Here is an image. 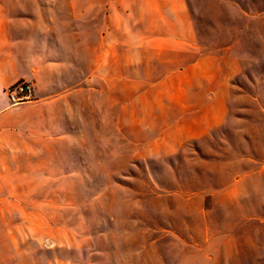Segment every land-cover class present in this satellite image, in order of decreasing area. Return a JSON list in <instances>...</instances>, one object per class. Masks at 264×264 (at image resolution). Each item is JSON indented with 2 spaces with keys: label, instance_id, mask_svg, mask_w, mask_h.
I'll use <instances>...</instances> for the list:
<instances>
[{
  "label": "rangeland",
  "instance_id": "rangeland-1",
  "mask_svg": "<svg viewBox=\"0 0 264 264\" xmlns=\"http://www.w3.org/2000/svg\"><path fill=\"white\" fill-rule=\"evenodd\" d=\"M185 2L223 87L195 78L199 96L176 102L156 96L180 88L155 82L168 67L119 60L116 115L103 97L99 128L87 120L70 158L39 179L53 188L36 195L52 204V240L10 227L11 264H37L45 249L39 263L264 264V0ZM220 91L222 112L202 113Z\"/></svg>",
  "mask_w": 264,
  "mask_h": 264
},
{
  "label": "crops",
  "instance_id": "crops-1",
  "mask_svg": "<svg viewBox=\"0 0 264 264\" xmlns=\"http://www.w3.org/2000/svg\"><path fill=\"white\" fill-rule=\"evenodd\" d=\"M150 59L168 67L156 83L180 87L159 90L161 98L199 96L195 78L219 88L225 82L219 62L200 51L185 0H0V264H11L6 240L16 224L29 227L36 245L52 240V204L36 195L53 188L39 179H52L54 162L70 158L87 120L99 128L103 97L116 115L118 61L131 70ZM19 80L33 82L36 99L12 105L5 89ZM214 96L202 113L222 112L224 96ZM46 256L35 251L36 263Z\"/></svg>",
  "mask_w": 264,
  "mask_h": 264
},
{
  "label": "built area",
  "instance_id": "built-area-1",
  "mask_svg": "<svg viewBox=\"0 0 264 264\" xmlns=\"http://www.w3.org/2000/svg\"><path fill=\"white\" fill-rule=\"evenodd\" d=\"M5 91L12 105L29 103L36 99L34 84L28 80H19L6 87Z\"/></svg>",
  "mask_w": 264,
  "mask_h": 264
}]
</instances>
